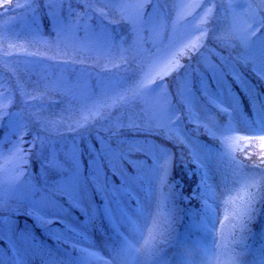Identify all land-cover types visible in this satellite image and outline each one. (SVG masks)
I'll return each mask as SVG.
<instances>
[{"label":"snow or ice","instance_id":"1","mask_svg":"<svg viewBox=\"0 0 264 264\" xmlns=\"http://www.w3.org/2000/svg\"><path fill=\"white\" fill-rule=\"evenodd\" d=\"M85 7V12L80 13L71 7L73 0H50L48 7L52 4L60 5L61 10L65 4L67 8V18L69 23L62 27L71 29L72 18H90L89 13L99 18H106L107 13L103 8L93 9V0H76ZM104 2L105 6L112 4L120 8L125 5L122 0H96ZM154 6H159L161 0H148ZM201 3L193 5V11L201 8ZM31 3H13V0H3L0 3V10L3 14L13 10H24L30 8ZM139 16L145 8V3L135 5ZM253 5H249V10ZM158 11V7H153V15ZM264 13V9H260ZM56 16L57 23L61 21L57 13H46V15ZM167 15V13H165ZM255 17V14H254ZM151 19V16L149 17ZM214 22L219 23L217 18L212 17ZM254 24L264 25V18H254ZM253 25H248L245 30L246 35L242 38L247 52L243 56L236 57V62L231 68L218 75V68L224 67L229 57L223 56L215 49H210L218 58L219 65H209V75L201 76L198 90L207 99L209 106L216 108L221 115H231L228 108L221 107L224 104V95L227 93L229 101L235 99V94L231 86L227 85L224 77L231 76L233 81L241 86L245 92L252 109L254 119L245 120L244 127L240 131L249 133L248 135L234 138L225 137L222 143L229 139L244 142L245 147L254 148L257 141L264 148V94L254 91L250 94V89L254 86L246 80L243 73L238 70L237 64L251 72L257 80L264 82V37L252 40L260 29L252 31ZM194 31H201L196 25ZM218 29L212 28L213 38L221 43L225 48L231 43V36L215 37ZM247 33H250L248 35ZM205 39L208 33L202 32ZM180 41L169 40L167 43L162 40L159 45L144 50L143 56L137 62V58H125L119 65H113L116 69V76L107 83H100V92H93L85 100L84 107L89 103L99 102L109 95L120 97L125 102L120 104L114 112H110L102 120L73 127L68 125L64 133H53L47 123L39 118L30 116V123L22 124L19 114L4 109H0V121L7 118L10 128L15 130L18 139L14 147L18 152L23 153L21 159L29 168L34 155L33 149L39 146L40 166L43 169L40 176V183H30L26 192L22 193L28 199L31 207L26 212L7 207L6 195L15 191L11 185L7 188L0 183V264H64V259L57 253L63 252L68 257L69 264H86V261H99L100 264H135L142 250L147 252L151 247L150 242L145 240L144 245L137 247L143 238L141 225L138 221H143L146 225L151 218V195L145 197L147 203L142 204L136 200V207L130 208L125 197L133 199V191L140 187L142 179L140 168L146 161H136L131 159L135 155H143L147 158L148 153L141 150V144L150 146V150L156 147L155 137L168 139L162 129L165 122H179L181 117L173 115L176 112V105L170 100L166 109H161L158 113L151 114L150 98L163 85L165 79L173 73L181 74L185 68L184 64L169 60L162 69L164 75L159 76V80L148 79L151 71H154L178 46ZM207 45L201 41L198 45L184 44L186 52L181 54L187 56L191 61L193 56L201 53ZM8 55V53H5ZM29 56L38 57V53H30ZM54 60L53 57L47 59H37L33 61V66L43 65ZM76 61H72L75 63ZM68 62L57 63L54 67L67 66ZM147 69V71H146ZM47 71V69H44ZM13 79H15L13 77ZM4 81L0 78V88ZM215 88V92L212 89ZM21 85L17 82L12 84L5 96H15L20 92ZM23 95V93H22ZM170 95V94H169ZM194 96V94H192ZM42 99V97H34ZM184 111V117L191 123L193 119H211L213 127H217L214 118H211L208 109L205 108L202 114L193 112L192 102L185 104L177 97ZM10 106H15L14 101H10ZM43 107V105H41ZM32 125H36L37 132L32 134L31 140L24 137L32 132ZM107 125V126H105ZM2 130V129H0ZM224 132H233L237 129L231 125L220 129ZM141 138H143L141 140ZM27 146L26 148L24 146ZM167 154L170 150L162 148ZM243 151V149H241ZM46 153V155H45ZM2 155V153H0ZM251 155V152L248 153ZM208 156H205V160ZM235 170L232 180L225 178L220 192V198L216 201V207L204 202L202 208V219L200 224L204 232L210 237L208 246L204 249L207 259H214L217 264H235L238 257L232 256L227 245H215L216 224L220 220L221 210L227 212L229 205H236L233 209L232 219L242 226V220L254 210L256 202H264V155H261L259 164H253L249 171L245 172L246 165L232 158ZM124 165H128L133 172H128ZM198 164V170L202 167ZM159 175V166L156 167ZM167 173H165L166 175ZM50 176L52 178H50ZM208 178L207 172L201 178L200 184L192 190L190 196H184L185 201L199 198L197 190L201 188ZM119 181V183H117ZM154 190V189H153ZM79 213V215H73ZM195 215V213H193ZM27 216L32 224L27 222L23 226L20 224V216ZM98 217L107 219L112 225V229L117 239L111 244L103 245V255L100 252H89L87 249L79 248L78 245L88 240L86 233ZM37 229L40 234L37 235ZM124 229L125 231H121ZM51 241V243H49ZM147 246V247H146ZM94 247V245H93ZM77 253V255H73ZM47 257V258H46ZM191 257V253H189ZM183 259V258H181ZM260 264H264L261 260Z\"/></svg>","mask_w":264,"mask_h":264},{"label":"trees","instance_id":"2","mask_svg":"<svg viewBox=\"0 0 264 264\" xmlns=\"http://www.w3.org/2000/svg\"><path fill=\"white\" fill-rule=\"evenodd\" d=\"M131 1L122 0L127 6L120 8L112 4L105 6L104 2L93 0L92 8H103L108 14L106 18H99L91 13H89L90 18H72L71 23L77 21L81 25H91L94 30H102L112 39L113 47L109 51L102 47L97 51L98 53L73 48L72 45H69L65 34L58 31L56 16L46 15V13H57L60 21L68 24L67 4L61 10L60 5L55 3L52 4L51 8L48 7L50 0H13V3H31V7L22 11L13 10L7 14H3V11L0 10V78L4 81L2 90L7 92L8 88L17 82L21 85L20 92H17L15 96H5L0 99V109L18 113L22 124L30 123V116L35 117L39 114V118L47 123L48 128L53 133H64L68 125L79 127L89 122L102 120L105 115L114 112L120 104L125 102L120 97L112 95L109 91V95L105 99L90 103L85 108V99L73 92V89L67 85L68 82H63L59 78L65 76L69 82L86 79L91 84V94L100 92V83L104 82L105 79H114L116 76V69L113 68V65H119L123 59L133 57H136L137 62H139L144 50L154 47V44L148 40H139V29L136 27L129 10L128 4ZM258 1L264 9V0ZM2 2L3 0H0V3ZM196 3H201L202 6L200 9H196L194 13L193 5ZM71 7L80 13L85 12L84 5L76 2V0H73ZM153 7H158L157 13L153 16L165 28L164 41H168L171 32L177 24L180 25V21L189 23V28L183 34L181 45L172 51L166 61V63L169 60L174 63L179 62L184 64L185 68L181 70L179 75L173 73L168 76L163 85L150 98L151 114L166 109L171 100L176 105L173 120H175L176 115H179L181 120L175 123L172 121L165 122L162 131L168 139L155 137V148L150 150L149 145L141 144V150L148 153L147 158L135 154L131 157L136 161H146L139 170L142 177L139 183L143 191L136 188L133 191V196L136 195V198L125 197V199L131 201V204H135L137 199L145 204L147 203L145 197L151 195V212L154 208L159 209L169 188L167 181H175L181 187L182 195L190 196L192 190L201 182L204 167L215 162L217 150L230 149L235 160L246 165L245 172L249 171L248 166L254 163L259 164L261 155H264V148L259 141L254 148L245 147L244 142L234 139L222 143L225 137L234 138L248 135L240 132V127L244 125L245 120L254 119L245 92L241 90L240 85L233 81L231 76H225L224 80L227 85L231 86L235 99L229 101L225 92L224 104L221 105V107H228L229 103L232 104V107L228 108L231 113L230 116L221 115L216 108L209 106L207 99L198 90L200 77L209 75V65H219L218 58L209 50L215 49L223 56L229 57L226 65L218 68V75L227 72L236 62V57L243 56L247 52V47L242 38L246 35L245 30L248 25H253L252 31H255L256 28L260 29L254 37H251L252 40L264 37V25L254 24V18H264V14L260 12L254 17L249 12V2L246 0H161L159 6H154L147 0L144 11L142 10L143 17H147L150 12H153ZM189 9L191 14L187 13ZM242 15L244 16L241 18ZM214 16L219 23L212 20ZM24 17L27 20H24ZM6 22L9 24V29L4 33L3 26ZM30 23L32 26L27 25ZM196 25H199L201 31L193 30ZM213 27L218 29L214 34L215 37H232L227 48L213 38ZM34 29L40 31L41 37L33 34ZM144 29L145 38H147L150 28L145 27ZM204 30L208 33L207 39L202 34ZM247 34L250 35V33ZM201 41L207 47L202 49L199 55L193 56L191 61L187 56L181 54L187 51L184 44L198 45ZM30 53H38L39 56L32 57L29 56ZM48 57H53L54 60L43 65L33 66L34 60L47 59ZM72 61L76 62L72 63ZM64 62H68L67 66H53ZM236 66L250 85L254 86V89L249 90L250 94H254V91L264 94V82L257 80L251 72L241 67L240 64ZM163 68L164 64L156 71H151L148 79L158 81L159 76L164 75ZM212 91L215 92V88ZM34 97H42V99L37 100ZM177 97L183 100L185 104L191 101L195 113L202 114L203 110L207 108L217 127H213L211 119H193L189 123L184 117L182 106L177 103ZM10 101H14V107L10 106ZM228 125L237 131L224 132L220 130ZM0 129H2L0 130V153H2L0 155V183L5 188L11 185L15 189L6 195L7 207L26 212L30 209L31 204L28 199L23 197L22 193L27 191L30 183H40V176L43 171L40 166L39 146L33 149L31 174H29L28 166L21 159L23 153L18 152L14 147L18 136L15 130L10 128L7 118L0 121ZM36 132V125H32V132L24 139L31 140L32 134ZM162 148H167L170 151L165 154ZM249 152L251 155H248ZM206 155L208 156L207 160H205ZM198 164L203 165L199 170ZM157 166H159V175L156 173ZM124 167L127 168L128 172H133L130 166L124 165ZM261 168H264V165H261ZM165 173L167 174L165 175ZM50 178L52 177L50 176ZM198 202L199 199L194 198L186 203L195 206ZM237 206L238 204L235 205V207ZM263 206L264 202H256L254 210L249 214L250 218L246 216L242 220V226L235 221L233 237L235 242L250 239V237L261 239L264 223ZM129 207L131 206L129 205ZM73 215H79V213H73ZM25 222L29 225L32 224L27 216L21 215V226ZM98 226H102L105 232L114 233L111 230L112 226L104 218L100 220L97 218L89 226V231L86 233L88 239L95 237ZM39 234V229H37V235ZM85 244L86 241L80 243L78 247H85ZM57 255L63 257L64 264H69L68 257L64 256L63 252H59Z\"/></svg>","mask_w":264,"mask_h":264},{"label":"rangeland","instance_id":"3","mask_svg":"<svg viewBox=\"0 0 264 264\" xmlns=\"http://www.w3.org/2000/svg\"><path fill=\"white\" fill-rule=\"evenodd\" d=\"M246 1L249 2V5H253V9L251 11L249 10L253 16L254 14L260 13L262 6L258 0ZM141 2L146 3L147 0H132L128 4L135 25L139 29V40H148L154 46L159 45L164 40L165 28L162 26L163 24L157 22L158 20L153 16V12H150L147 17H143V12L139 16L137 15L135 5ZM190 11L189 9L187 13L191 14ZM150 16L151 19H149ZM243 16L240 17L242 18ZM24 20H27L26 17H24ZM27 25H31V23ZM62 25L66 26L67 24L64 22L57 23V29L65 34L68 38L69 45H72L73 48L98 53L97 51L102 47H105L106 51H109L113 47L112 39L103 33L102 30H94L91 25H81L77 21L72 22L71 29L62 27ZM145 27L150 28L147 38H145ZM187 28H189V23L180 21V25L177 24L171 32L168 41L176 39L180 41L178 46L181 45L183 34ZM8 29L9 24L6 22L3 26L4 33ZM33 34L41 37L40 31L37 29H34ZM169 56L154 71L165 64ZM59 79L63 82H68L67 85L73 89V92L79 94L83 99L86 100L91 95V84L86 79L75 82H69L65 76H60ZM108 81L107 79L104 80L105 83ZM4 93L2 88H0V99L5 97ZM243 127L244 125H241L240 129ZM240 132L249 134L244 131ZM215 156H217L214 159L215 162L204 167V173L207 172L208 178L205 180L204 185L197 190L199 202L196 206H190L186 203L187 201L183 199L184 196L180 192V186L178 184L169 182V188L159 209H153L151 218L146 225L143 221H138L141 225L142 233L145 230H149V234L146 236L143 234V238L137 247L144 245L145 240L150 242L151 247L147 252L142 250L135 264H217L214 259L210 260L205 257L204 249L208 246L210 237L198 225L202 219L204 202L207 201L213 208L216 207L214 201L220 198V192L225 178L228 181L232 180L235 165L232 162L233 153L228 148H223L221 151L217 150ZM234 208L235 205H229L227 212L221 210L219 218L224 221V224L221 225L219 222L216 224L215 245H227L231 255L238 257L235 264H260L261 260H264V223L263 234L260 240L255 237H250V239L235 242L233 238L235 220L232 219ZM262 210L264 214V206ZM101 218L98 217L99 220ZM105 221L108 222L107 219ZM97 228L98 231L95 237L86 241V247L79 248L87 249L89 252H100L103 255V245L105 243L111 245L117 237L109 231L108 233L104 232L102 226H98ZM121 231L125 230L121 229ZM189 253H191V257H189ZM73 255L75 256L77 253ZM86 264H100V262L86 261ZM229 264H232V262L230 261Z\"/></svg>","mask_w":264,"mask_h":264}]
</instances>
